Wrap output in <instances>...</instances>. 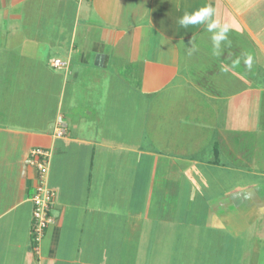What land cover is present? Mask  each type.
Listing matches in <instances>:
<instances>
[{
    "label": "crops",
    "instance_id": "obj_1",
    "mask_svg": "<svg viewBox=\"0 0 264 264\" xmlns=\"http://www.w3.org/2000/svg\"><path fill=\"white\" fill-rule=\"evenodd\" d=\"M0 264H264V0H0Z\"/></svg>",
    "mask_w": 264,
    "mask_h": 264
},
{
    "label": "built area",
    "instance_id": "obj_2",
    "mask_svg": "<svg viewBox=\"0 0 264 264\" xmlns=\"http://www.w3.org/2000/svg\"><path fill=\"white\" fill-rule=\"evenodd\" d=\"M77 2L87 0H75ZM51 66L59 68L64 65V62L54 59L50 62ZM64 131L57 129L55 135L63 136ZM50 152L46 149H33L30 152L28 164L37 171V181L33 187V192L30 196L32 203V220L30 227V236L33 242L37 243L43 236L45 229L52 223L51 209L54 205L55 193L47 187L46 174L48 171V163Z\"/></svg>",
    "mask_w": 264,
    "mask_h": 264
},
{
    "label": "clouds",
    "instance_id": "obj_3",
    "mask_svg": "<svg viewBox=\"0 0 264 264\" xmlns=\"http://www.w3.org/2000/svg\"><path fill=\"white\" fill-rule=\"evenodd\" d=\"M214 9L211 6L200 8L194 12H186L178 23L181 27L187 28L189 25L207 23L208 31L212 32V41L216 49V55H219L220 42L226 40L229 28L227 24L221 25L219 21L213 19Z\"/></svg>",
    "mask_w": 264,
    "mask_h": 264
}]
</instances>
